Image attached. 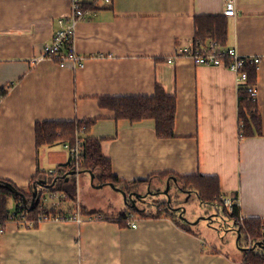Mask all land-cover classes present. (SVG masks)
I'll use <instances>...</instances> for the list:
<instances>
[{"label":"crops","instance_id":"0c3cea01","mask_svg":"<svg viewBox=\"0 0 264 264\" xmlns=\"http://www.w3.org/2000/svg\"><path fill=\"white\" fill-rule=\"evenodd\" d=\"M79 1L97 2L98 9L77 24L76 48L87 61L74 70L32 62L58 18L70 13L72 0H0V179L27 190L39 174L52 183L48 173L68 163L70 153L60 142L37 149L36 123L93 120L89 137L101 140L120 181L169 172L217 177L221 196L239 201L242 218L264 222V0H234V17L224 16L226 0ZM203 17H225V46L262 58L255 85L262 135L240 138L238 87L230 69L182 56L168 62L193 44L196 19ZM156 85L177 100L173 139L158 138L153 120H118L101 106L107 98L152 96ZM90 178L75 176L81 214L106 219L48 221L33 229L10 223L0 233V264H242L236 232L222 236L203 221L189 231L176 218L145 216L158 212L157 203L131 210L136 228L121 226L118 218L131 207L116 190L110 200L89 193ZM63 180L71 184L70 177ZM166 181L155 176L148 183ZM242 242L248 243L245 237Z\"/></svg>","mask_w":264,"mask_h":264},{"label":"trees","instance_id":"16d2710c","mask_svg":"<svg viewBox=\"0 0 264 264\" xmlns=\"http://www.w3.org/2000/svg\"><path fill=\"white\" fill-rule=\"evenodd\" d=\"M97 3V2H96ZM83 4L97 10V4ZM228 37V25L225 17H203L196 19V35L193 43L212 39L218 44L225 46ZM248 80L247 83L238 90V104H239V134L240 138L252 137L255 135H262V117L259 112L258 101L251 99V94L245 88L246 85L255 86L257 83V69L253 66L247 67ZM5 93L1 95L4 96ZM101 106L114 111L116 119L128 120L131 123H139L144 120H153L155 122V129L157 137L160 139L175 138L176 116H177V100L175 96L168 95L165 90L156 85L155 94L152 96L139 97H118L107 98L101 100ZM93 120H73V121H43L37 122L35 125V139L36 147L40 149L44 146L53 145L55 143H70L74 145L79 138L82 141V155L80 170L83 172H90L95 175L98 172V177L101 184L126 187H137L142 183L150 182L153 177L160 176V179H168L173 176V173H163L160 175H152L146 181L123 182L113 173L112 162L102 152L101 140L89 137ZM85 126L84 133L80 134V130ZM78 131V133H77ZM74 170V157L70 154L68 163L52 170L48 173L50 182L54 178L59 177L55 187L45 189L39 187V195L52 192H64L70 198H75L77 194V186H63L58 184L64 183L61 178L65 173ZM43 177L41 174L35 176L30 182L29 188L22 189L4 179H0V230L5 231L7 226L13 221L10 216L13 211L24 212L30 211L28 215L29 220H36L39 216H49L50 214H61L62 212L54 208H39L35 206L31 210V201L33 193V185ZM159 178V177H158ZM178 181L185 189L196 193L199 201L211 211L219 212L220 216L225 219L228 227L239 229L242 236L247 240V244L239 242L241 250L244 251L242 264H264V222L259 218H242L240 215V207L234 204L232 209L227 208L221 199V186L217 177L213 176H182L177 177ZM11 184L19 194L11 192L6 185ZM13 206L11 207V203ZM22 204V206H20ZM163 210H162V209ZM134 209H128L127 213H133ZM86 213L83 209V214ZM127 213L118 218L121 226L127 225ZM88 213L87 215H89ZM93 214V213H91ZM136 214V212H135ZM143 214V213H142ZM147 217H174L166 205L163 203L159 206L157 213L146 214ZM102 219H106L102 216ZM178 225L189 231L191 228L180 221L175 220ZM39 227L35 225L34 228ZM242 240V239H241ZM251 243V247L249 246Z\"/></svg>","mask_w":264,"mask_h":264},{"label":"built area","instance_id":"2783aa9c","mask_svg":"<svg viewBox=\"0 0 264 264\" xmlns=\"http://www.w3.org/2000/svg\"><path fill=\"white\" fill-rule=\"evenodd\" d=\"M100 1V0H98ZM105 3L110 0H101ZM97 15V10L84 6L79 0H72L71 11L68 15L60 17L57 20V27L53 32L52 37L43 46L42 55L39 58H34L33 63L37 64L43 60H49L61 67L71 65L74 70L81 69L86 64V57L80 54L76 48L77 24L81 21H88ZM224 16H236V6L234 0H226ZM177 56L188 57L197 65H215L223 66L230 69L236 77L238 90L243 87L248 80L247 67L253 66L257 70L262 64V58L259 56H245L239 53L236 48L222 46L216 41L209 39L205 42L197 41L192 45L181 48L175 57L169 58L168 62L173 63ZM245 88L251 94L253 101H258V91L256 86L246 85ZM85 126L80 130V134L84 133ZM78 133V131H77ZM64 148L74 157V170L80 171L81 155H82V141L78 138L74 145L64 142ZM53 171H50L52 173ZM224 205L232 209L234 204L240 206L239 201H233L230 197L221 196ZM39 208H54L60 210L61 214H50L49 216H39L36 220H29L28 215L30 211L18 212L13 211L10 216L12 223L17 226L33 229L35 225H41L48 221H75L83 222L85 219L92 220L102 219V216L90 215L83 217L81 214L82 208L80 199L70 198L64 192H52L38 195L36 206ZM22 206V204H20ZM66 206L75 207L73 212H68ZM65 208V209H62ZM133 213L127 215V226L136 228L138 221L133 217ZM0 230V233H3ZM251 247V243L249 245Z\"/></svg>","mask_w":264,"mask_h":264},{"label":"water","instance_id":"95a60500","mask_svg":"<svg viewBox=\"0 0 264 264\" xmlns=\"http://www.w3.org/2000/svg\"><path fill=\"white\" fill-rule=\"evenodd\" d=\"M86 172L83 171H76V170H72L69 171L67 173H65L64 175H62V179L68 178L69 176H73V175H79V174H84ZM91 175V179L94 178V175L91 174L90 172H88ZM59 180V177H56L53 179L52 183L48 184L47 180H38L34 185H33V193H32V201H31V210H33L36 206V200L37 197L39 195V187H44L45 189H51L53 187L56 186L57 182ZM173 181L174 184L176 185L177 189L179 190V192H186V195H189V191H184V189H181L180 186H178V182H177V178L176 177H171L169 179H167L166 181V187L169 186L170 181ZM165 184V183H164ZM163 183L159 184L158 186H165ZM111 188H113L114 190H116L117 192L121 193L122 197H123V201L126 203L128 200H130L131 202V208L136 210V211H140L142 212L143 210H145L149 205L152 204H158V199H156V196L158 194H160V189L158 191H153L150 189L149 185H148V189L146 187L148 191V193L146 194H141L139 192H135L132 191L130 193H127L125 190L119 188L118 186L114 185L113 183L111 185H109ZM6 187L13 193L15 194H19V192L11 185V184H7ZM164 194L168 197V200L170 199V195H168V191L166 190L164 192ZM183 198H180V202L182 201ZM187 199V198H185ZM188 202V200L186 201ZM138 203V204H137ZM177 210V209H175ZM184 211H186V209H183ZM215 217H218L220 219L219 223V227L222 228L223 224H225V229L223 230L225 233L223 236H227V234H229L230 232H236L237 237L235 239V245L236 247L240 248L239 246V242L242 239V234L240 233L239 229L236 228H231L228 227L227 222L225 221V219L223 217H220V215L216 214V213H211L208 216H204V215H200L194 222L191 221L190 219H188L187 217L185 218V222L189 223V224H194V225H198L201 221H212ZM227 225V226H226ZM213 229L216 233H218L219 228L215 227V228H211ZM262 249H264V244L262 245Z\"/></svg>","mask_w":264,"mask_h":264},{"label":"flooded vegetation","instance_id":"af4514ba","mask_svg":"<svg viewBox=\"0 0 264 264\" xmlns=\"http://www.w3.org/2000/svg\"><path fill=\"white\" fill-rule=\"evenodd\" d=\"M177 182H178L177 183L178 186H180L181 189H184V191L188 190L182 186L180 181L177 180ZM163 184H164V182H163ZM102 185L106 186L104 184H102ZM148 185H149L150 189L153 190L154 192L158 191L160 189L161 193L156 196V199L159 200L158 201V207L164 203L166 205L167 209L169 210V212L174 217H176L177 219H179L182 222H185L186 217L194 222L200 215L208 216L211 213H213V214L216 213V214L220 215L219 212L211 211V210L205 208L204 205L199 201V199L194 197V195H196L195 192L188 190L189 195H186V192H182V193L179 192V190L177 189L176 185L174 184V182L172 180L170 181V184L168 187H166V183L164 184L165 186H158V185L154 186L153 183H150V184L148 183ZM148 185H147V189H148ZM118 187L127 191V193L135 191V192H139L141 194H146L149 191L144 187H142V189L135 188L136 190L130 189V191H128L124 187H121V186H118ZM166 190L168 191V195H170L169 200H168V197L164 194V192ZM104 197L106 200H108L106 196H104ZM180 198H183L181 202H180ZM185 198H187V199H185ZM122 199H123V197H122ZM187 200H188V202H186ZM126 203L129 207H131L132 204H131L130 200H128ZM202 207H204V209H202ZM184 208L186 209V211L183 210ZM175 209H177V210H175ZM219 223H221L220 219L218 217H215L212 221H206V227L208 230H213L211 228L218 227L219 228L218 233L223 236L225 233L223 231L225 229V224H223L222 228H220ZM189 225H190V227L196 228V226H198L200 228V224H198V225L189 224Z\"/></svg>","mask_w":264,"mask_h":264},{"label":"rangeland","instance_id":"374dc122","mask_svg":"<svg viewBox=\"0 0 264 264\" xmlns=\"http://www.w3.org/2000/svg\"><path fill=\"white\" fill-rule=\"evenodd\" d=\"M96 177H95V179L93 178V179H91L90 178V181L92 182V183H90L89 185H88V189H89V193H92L93 195H101V196H103V198H105L104 196H106L107 197V199L108 200H110L109 199V194L110 195H113V196H115L116 195V192H114V190H113V188H111L109 185H106V186H103L102 184H101V182H100V180H99V175H98V172H96ZM94 175V176H95ZM75 176L76 175H73V176H69L70 177V181H71V184H67V183H61V184H58V186L59 187H63L64 185L65 186H71V185H76L77 186V184H76V180H75ZM87 185V184H86ZM81 186H82V184H81ZM139 186H142V184L141 185H139ZM93 189H92V188ZM122 187H124V188H126L128 191H130V189H133L132 187L130 188V187H126V186H122ZM127 192V191H126ZM59 193H61V192H59ZM119 193V192H118ZM120 194V193H119ZM121 195V194H120ZM122 196V195H121ZM194 197L195 198H197L196 197V195H194ZM101 200H103L101 197H99ZM80 204L83 206V204H84V202H83V200H82V197L80 196ZM14 204L13 203H11V207L13 206ZM156 205V204H155ZM68 210L69 209H72V207L71 206H67L66 207ZM203 208V207H202ZM62 209H64L63 207H62ZM133 215V217H136V214L134 213V214H132ZM205 216V215H204ZM173 218H176V217H173ZM177 219V218H176ZM179 220V219H178ZM204 223H206V220L205 221H203ZM185 225H186V227L188 228V227H190V225H189V223H185V222H183ZM244 240V236H242V240L241 241H243Z\"/></svg>","mask_w":264,"mask_h":264}]
</instances>
